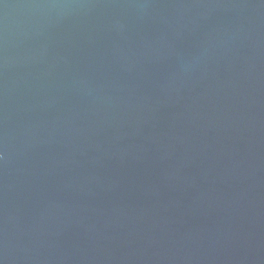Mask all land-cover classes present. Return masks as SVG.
<instances>
[{"label": "water", "instance_id": "1", "mask_svg": "<svg viewBox=\"0 0 264 264\" xmlns=\"http://www.w3.org/2000/svg\"><path fill=\"white\" fill-rule=\"evenodd\" d=\"M0 264H264V0H0Z\"/></svg>", "mask_w": 264, "mask_h": 264}]
</instances>
